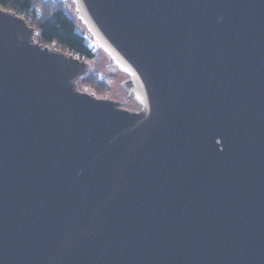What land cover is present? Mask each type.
Returning a JSON list of instances; mask_svg holds the SVG:
<instances>
[{"label":"water","instance_id":"1","mask_svg":"<svg viewBox=\"0 0 264 264\" xmlns=\"http://www.w3.org/2000/svg\"><path fill=\"white\" fill-rule=\"evenodd\" d=\"M126 77L0 8V264H264V0H67Z\"/></svg>","mask_w":264,"mask_h":264},{"label":"trees","instance_id":"2","mask_svg":"<svg viewBox=\"0 0 264 264\" xmlns=\"http://www.w3.org/2000/svg\"><path fill=\"white\" fill-rule=\"evenodd\" d=\"M0 8L25 17L28 24L36 29L41 45L56 44L63 53L72 54L83 61L106 60L105 55L94 51L84 39V34L80 33V23L67 0H0ZM105 75L92 73L81 81L80 86L90 87L97 95L105 96L112 90V81L117 79V75L112 73Z\"/></svg>","mask_w":264,"mask_h":264},{"label":"rangeland","instance_id":"3","mask_svg":"<svg viewBox=\"0 0 264 264\" xmlns=\"http://www.w3.org/2000/svg\"><path fill=\"white\" fill-rule=\"evenodd\" d=\"M73 11V8H72ZM79 26V31L82 34H85L84 28ZM90 65L92 66V73L100 74L103 76H106L105 74L112 73L114 75H117V79L112 81V90L109 92V94L105 96H111L113 99H115L117 102L123 103L127 109H136V107L133 105V102H129L127 100V93L122 89L121 83L126 80V77L122 74H118L114 71V67L109 63V61L105 60L104 58L101 59L99 62H90ZM90 88V87H89Z\"/></svg>","mask_w":264,"mask_h":264},{"label":"built area","instance_id":"4","mask_svg":"<svg viewBox=\"0 0 264 264\" xmlns=\"http://www.w3.org/2000/svg\"><path fill=\"white\" fill-rule=\"evenodd\" d=\"M25 18V17H24ZM26 19V18H25Z\"/></svg>","mask_w":264,"mask_h":264}]
</instances>
